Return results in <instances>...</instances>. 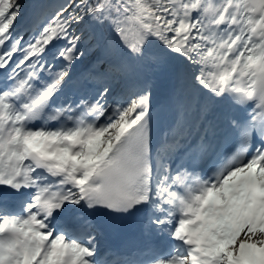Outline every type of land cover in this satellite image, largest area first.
<instances>
[{"label":"snow or ice","instance_id":"6c2138e0","mask_svg":"<svg viewBox=\"0 0 264 264\" xmlns=\"http://www.w3.org/2000/svg\"><path fill=\"white\" fill-rule=\"evenodd\" d=\"M0 264H264V0H0Z\"/></svg>","mask_w":264,"mask_h":264},{"label":"bare ground","instance_id":"6f19581e","mask_svg":"<svg viewBox=\"0 0 264 264\" xmlns=\"http://www.w3.org/2000/svg\"><path fill=\"white\" fill-rule=\"evenodd\" d=\"M32 9H29V11H31ZM25 39H28V36L25 35ZM162 90V84H157V88H156V92H155V101L160 102V100H162L164 103H170V92L168 93V91L166 92V94H160L158 95V93Z\"/></svg>","mask_w":264,"mask_h":264},{"label":"rangeland","instance_id":"374dc122","mask_svg":"<svg viewBox=\"0 0 264 264\" xmlns=\"http://www.w3.org/2000/svg\"><path fill=\"white\" fill-rule=\"evenodd\" d=\"M37 2H38V0H24V3H26V4H35Z\"/></svg>","mask_w":264,"mask_h":264}]
</instances>
